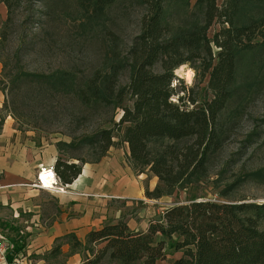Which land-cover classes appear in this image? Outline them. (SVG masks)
<instances>
[{"label":"trees","instance_id":"trees-1","mask_svg":"<svg viewBox=\"0 0 264 264\" xmlns=\"http://www.w3.org/2000/svg\"><path fill=\"white\" fill-rule=\"evenodd\" d=\"M0 1L9 12L0 28V82L6 83L0 91L10 93L18 82H35L52 95H74L91 110H123L118 120L112 115L81 136L57 142L54 167L62 184L72 183L84 163L98 162L120 142L128 143L127 160L134 170H149L158 177L154 189L145 190L150 198L204 181L210 176L212 157L225 143L227 129L221 113L235 96L244 99L263 81L264 0H224L222 6L217 0H75L78 34L99 27L105 32L107 50L101 65L86 75L61 65L50 72L22 69L14 76L8 71L10 57L4 53L12 0ZM127 2L141 12L139 33L123 47L108 21L112 7ZM214 22H220L221 28L210 37ZM185 64L203 77L209 75L213 92L211 99L191 108L184 107L185 97L173 84L175 70ZM125 72L128 80L121 83ZM9 113L19 119L13 108ZM4 120L0 116V132ZM258 136L257 130L250 132L247 147ZM83 150L93 153V158L76 153ZM225 172L213 180L221 197H231L247 181L264 183V166L231 178ZM51 204L55 206V201ZM23 233L0 232L9 244V262L26 249L28 233ZM167 240L175 252H181L173 264H264V201L193 198L167 207L146 230L132 229L121 217L90 230L85 239L74 232L59 236L50 250L37 257L60 264L80 253L82 264H156L166 258ZM64 245L69 246L67 251Z\"/></svg>","mask_w":264,"mask_h":264},{"label":"rangeland","instance_id":"rangeland-1","mask_svg":"<svg viewBox=\"0 0 264 264\" xmlns=\"http://www.w3.org/2000/svg\"><path fill=\"white\" fill-rule=\"evenodd\" d=\"M55 2L56 7L51 8V4ZM223 2L224 0H217L219 6H222ZM1 3L0 28L9 15L8 7L4 2ZM75 12V0H12V23L8 28L9 35L4 48V53L10 57L8 71L12 72L11 75L14 76L22 69L50 72L61 65L76 67L86 75L100 66L107 50L105 32L99 27L84 35L78 34L73 19ZM140 12L138 6L128 2L118 3L111 9L108 26L119 36L124 43L123 47L129 46L134 36L139 33ZM220 28V22H214L209 29L210 37ZM189 69L192 70L190 78ZM2 72L3 63L0 61V78L3 76ZM175 74L177 79L173 84L178 94L185 97L184 107L199 106L213 97L209 75L203 77L189 64H185L180 72L176 69ZM262 76L260 86L244 99L239 95L235 96L221 113V122H226V139L222 149L212 157L210 176L204 181L178 189L172 195L150 198L145 194L143 200L134 199L129 204L124 202V219L138 222L141 216L145 215L151 222L161 216L170 205L187 203L193 198L234 201L243 198L245 201H264V183L247 181L232 192L229 195L231 197L225 198L220 196L213 182L224 169V176L231 178L236 173L264 166V71ZM127 80L125 72L121 76V83H126ZM5 84V81L0 82V87L5 88ZM174 100L178 101V95H174ZM126 103L131 104L132 101L127 100ZM11 108L16 111L19 119L9 113ZM122 113L121 108L113 112L110 109L91 110L82 105L76 96L52 95L41 90L35 82H18L10 93L8 89L0 91V116H5V119L8 117L12 121L19 141L27 140L40 146L56 145L61 140L70 141L72 135L81 136L104 123L112 115L118 120ZM256 130L261 136L256 137L255 143L247 147L248 134ZM15 136H12V141H15ZM114 147L123 150V142ZM78 152L87 159L93 158V153L87 150L76 151ZM61 156L69 161H76L65 154ZM134 171L136 175L144 176L142 184L145 185V190H152L157 185L158 177L153 172ZM49 195L53 203L55 198L52 194ZM51 208L55 209L54 204H51ZM19 221V218L13 217L7 206H0L2 234L23 236L25 233L11 228H20L24 223ZM159 238L162 236L159 235ZM166 242V258L159 260L158 264H173L181 255V252H175L169 246V240ZM33 254L37 257V254L31 255Z\"/></svg>","mask_w":264,"mask_h":264},{"label":"crops","instance_id":"crops-1","mask_svg":"<svg viewBox=\"0 0 264 264\" xmlns=\"http://www.w3.org/2000/svg\"><path fill=\"white\" fill-rule=\"evenodd\" d=\"M14 130L7 117L0 132V206H7L13 217L24 223L20 232L28 233V244L20 262L16 258L9 262L5 256L0 258V264H51L31 254L45 253L57 237L69 232L85 239L90 230L123 217L124 202L129 204L145 197L144 176L136 175L127 160L128 143L123 142V150L112 146L98 162L84 163L72 183L50 190L34 183L39 181L41 167L55 164L59 156L57 145L19 141ZM49 194L55 198V209L51 208ZM125 220L136 230H146L150 224L145 215L138 222ZM68 249V245L63 246L64 251ZM82 259V254L75 253L60 264H82Z\"/></svg>","mask_w":264,"mask_h":264},{"label":"built area","instance_id":"built-area-1","mask_svg":"<svg viewBox=\"0 0 264 264\" xmlns=\"http://www.w3.org/2000/svg\"><path fill=\"white\" fill-rule=\"evenodd\" d=\"M42 174H44V178L53 181L52 184H46L45 180L42 178ZM39 181L34 183L37 186L45 187L50 190H59L61 189V181L55 171L54 164L49 166L41 167L38 175ZM50 185V186H46ZM9 250V244L7 240L0 234V258H4ZM21 253L16 257V262L19 261V257H22Z\"/></svg>","mask_w":264,"mask_h":264},{"label":"bare ground","instance_id":"bare-ground-1","mask_svg":"<svg viewBox=\"0 0 264 264\" xmlns=\"http://www.w3.org/2000/svg\"><path fill=\"white\" fill-rule=\"evenodd\" d=\"M184 65H181L180 67L177 68V70L180 72L181 68L183 67ZM192 73V70L189 69V72H188V77L190 78V75ZM41 170V169H40ZM42 178L45 180L46 184H52L53 181L51 180H48V179H45L44 178V174H42ZM46 186H50V185H46Z\"/></svg>","mask_w":264,"mask_h":264}]
</instances>
